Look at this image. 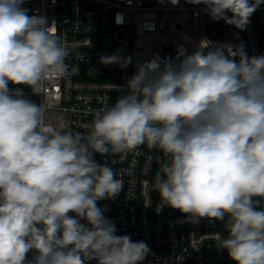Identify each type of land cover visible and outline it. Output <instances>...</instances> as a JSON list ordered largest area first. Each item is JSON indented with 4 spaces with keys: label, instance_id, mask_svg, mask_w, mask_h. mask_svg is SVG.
Listing matches in <instances>:
<instances>
[{
    "label": "clouds",
    "instance_id": "clouds-1",
    "mask_svg": "<svg viewBox=\"0 0 264 264\" xmlns=\"http://www.w3.org/2000/svg\"><path fill=\"white\" fill-rule=\"evenodd\" d=\"M24 2L0 0V264H142L148 245L117 235L97 206L122 181L93 158L142 145L164 154L153 185L163 207L193 224L223 221L217 247L235 264H264V55L205 39L191 54L181 47L175 59L153 58L114 105L94 113L86 135L72 133L8 87L39 93L45 78L72 75L55 25L29 16ZM186 2L244 30L264 0ZM100 62L127 67L131 58Z\"/></svg>",
    "mask_w": 264,
    "mask_h": 264
},
{
    "label": "built area",
    "instance_id": "built-area-1",
    "mask_svg": "<svg viewBox=\"0 0 264 264\" xmlns=\"http://www.w3.org/2000/svg\"><path fill=\"white\" fill-rule=\"evenodd\" d=\"M22 7L29 16L46 18L48 27L55 25V34L70 51L66 63L72 75L45 78L39 93L24 85L9 83L8 87L20 89L25 98L42 105L47 123H62L63 131L72 133L86 135L94 113L114 105L138 65L153 58L175 59L181 47L191 54L205 39L210 46L243 45L249 57L262 55L264 3L244 30L212 19L206 5L186 0L177 5L170 0H25ZM113 54L130 57L131 63L122 67L100 62L102 56ZM93 158L113 168L122 181L120 193L98 201L97 206L114 223L117 235L148 245L142 264H235L226 249L217 247L218 238L227 235L223 221L201 218L199 223H189L186 214L161 205L153 187L165 159L161 151L142 145L123 154H94ZM34 255L30 250L26 259L31 261Z\"/></svg>",
    "mask_w": 264,
    "mask_h": 264
},
{
    "label": "trees",
    "instance_id": "trees-1",
    "mask_svg": "<svg viewBox=\"0 0 264 264\" xmlns=\"http://www.w3.org/2000/svg\"><path fill=\"white\" fill-rule=\"evenodd\" d=\"M260 39L261 53L264 55V31L261 33ZM69 215H71V213H69Z\"/></svg>",
    "mask_w": 264,
    "mask_h": 264
}]
</instances>
